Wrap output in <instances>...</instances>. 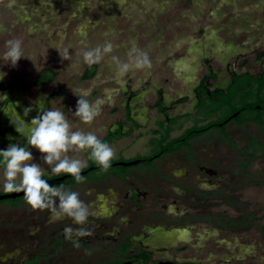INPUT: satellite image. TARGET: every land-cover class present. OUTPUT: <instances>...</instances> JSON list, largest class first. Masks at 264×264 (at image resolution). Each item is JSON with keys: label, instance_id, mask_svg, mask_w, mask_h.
Returning <instances> with one entry per match:
<instances>
[{"label": "flooded vegetation", "instance_id": "flooded-vegetation-1", "mask_svg": "<svg viewBox=\"0 0 264 264\" xmlns=\"http://www.w3.org/2000/svg\"><path fill=\"white\" fill-rule=\"evenodd\" d=\"M253 55L260 62L256 70L249 68ZM200 63V74L186 91L165 95L169 81L164 79L162 86L150 81L149 89L125 86L113 95L111 104L117 106L103 125L86 124L83 131L93 130L117 148L111 165L145 162L104 170L89 159V150L69 152L70 158L86 162L82 172L92 170L81 183L66 179L56 184L79 193L89 209L87 222L49 220V210L25 204L9 226L20 234L0 239V264H243V202L236 208L232 195L243 193V181L245 186L257 184L250 174L264 178V88L259 100L254 90L259 85L251 82L264 80V53L244 49L229 61L206 55ZM41 71L31 87L55 81L56 75L35 86ZM3 73L0 150L10 144L29 147L22 123L31 121L25 118L29 89L17 74ZM227 110L231 113L222 117ZM251 113L255 115L247 116ZM248 131L250 138L243 140ZM135 144L142 150L128 154ZM3 172L0 163V179ZM4 194L9 192L0 186ZM232 207L241 213L232 215ZM69 227L70 239L65 234ZM26 229L34 230L32 237L21 234ZM80 230L87 234L77 235ZM15 248V255H5Z\"/></svg>", "mask_w": 264, "mask_h": 264}, {"label": "rangeland", "instance_id": "rangeland-1", "mask_svg": "<svg viewBox=\"0 0 264 264\" xmlns=\"http://www.w3.org/2000/svg\"><path fill=\"white\" fill-rule=\"evenodd\" d=\"M14 38L22 40L24 57L14 67L2 61L0 70L17 74L29 89L25 106L31 111L25 112V118L36 117L42 106L61 110L73 130L91 124L100 128L111 107L117 106L111 104L113 95L125 86L149 89L150 81L162 86L168 79L165 95L186 91L196 82L206 55L224 62L244 49L264 53V0H0V56L6 51V41ZM106 45L112 51L100 62L84 61V51ZM133 49L146 53L151 67H133L121 75L119 65L130 62ZM258 61L256 55L250 57L249 68L256 70ZM90 65L96 66V72L83 80ZM42 69L54 71L55 81L31 87ZM59 89L58 94H50ZM82 92L88 93L84 98L92 103L102 101L100 114L87 125L74 115L79 99L75 93ZM230 113L227 110L222 117ZM250 136L246 132L243 140ZM139 150L142 145L135 144L126 152L133 155ZM31 151L45 180L63 175L52 174L41 154ZM251 177L257 184L245 186L243 181V193L232 195V203L239 208L243 202V264H264V178L258 173ZM4 180L1 177L2 187ZM60 185L65 186H53ZM7 203L30 208L24 197ZM236 208H231L232 215L241 213Z\"/></svg>", "mask_w": 264, "mask_h": 264}, {"label": "clouds", "instance_id": "clouds-1", "mask_svg": "<svg viewBox=\"0 0 264 264\" xmlns=\"http://www.w3.org/2000/svg\"><path fill=\"white\" fill-rule=\"evenodd\" d=\"M22 40L14 38L6 41V51L0 56V60L16 66L17 62L24 57L22 52ZM112 51L111 45L95 48L83 52L86 63H98L104 54ZM130 62L119 65L120 74L127 73L131 68H150L151 64L146 53H138L133 49L129 54ZM115 59V58H114ZM6 73L0 72V79ZM79 96L74 115L84 124H91L100 114V104L84 98L87 92L75 93ZM31 109H25L28 113ZM26 128L29 147L18 144H10L6 150H0V163L4 165L3 190L9 193H23L25 202L36 210H49L52 220H60L65 217L71 218L74 223L83 225L90 215L88 206L79 198V193L65 189L63 185L53 186L44 177V170L30 149H36L41 154L43 164L49 166L52 174H70L77 183L83 182L81 175L86 162L80 158H70L69 152H83L89 150V159L107 170L115 157V150L103 142L93 132L73 130L72 125L65 114L59 109H46L42 106L36 117L30 123L22 121ZM21 133V129L17 128ZM67 238L73 234L72 228H66ZM87 234L84 230L77 235ZM77 246H79L77 244Z\"/></svg>", "mask_w": 264, "mask_h": 264}, {"label": "crops", "instance_id": "crops-1", "mask_svg": "<svg viewBox=\"0 0 264 264\" xmlns=\"http://www.w3.org/2000/svg\"><path fill=\"white\" fill-rule=\"evenodd\" d=\"M24 205L25 204H21V203L20 204H17V203L16 204L4 203V204L0 205V211L2 212V214L5 211H7L3 215L0 214V239L2 237L7 236V235L17 236V235L20 234L19 231H17V230L13 231L15 229H13L12 227H9V226L13 225L14 222H16L18 220V218H19L18 212H20V207H22ZM48 218H49V220H51V215ZM33 233H34L33 229H30L26 233V236L32 237ZM21 234L25 235L23 232H21ZM1 248H4V247L2 246ZM17 252H18V249L15 248L12 251L6 253L5 255L7 257H12Z\"/></svg>", "mask_w": 264, "mask_h": 264}, {"label": "trees", "instance_id": "trees-1", "mask_svg": "<svg viewBox=\"0 0 264 264\" xmlns=\"http://www.w3.org/2000/svg\"><path fill=\"white\" fill-rule=\"evenodd\" d=\"M96 72V66L95 65H90L88 66V68L86 69V71L84 72L83 76H82V79L83 80H89L91 79L94 74ZM55 77V74L49 70H43L41 71L35 78L34 80V85L35 86H40V85H43V84H46L50 81H52ZM253 80V81H252ZM251 82L253 83H256L258 86V89L256 90V88L254 89L255 90V96L261 100V95L260 92L261 90L264 88V80L262 81H258L257 79H252ZM254 93H250V95H252ZM259 104V103H258ZM262 107L260 109V111H264V103L263 105L260 104ZM251 108V107H250Z\"/></svg>", "mask_w": 264, "mask_h": 264}, {"label": "water", "instance_id": "water-1", "mask_svg": "<svg viewBox=\"0 0 264 264\" xmlns=\"http://www.w3.org/2000/svg\"><path fill=\"white\" fill-rule=\"evenodd\" d=\"M144 162H145V160H136V161H132V162H128V163L112 164L110 167L115 166V165H120V166H123V167H130V166H136V165L144 163ZM91 170L92 169H89L87 171L81 172V175L84 176ZM66 179H74V177H72L70 174H68V175H64V176L59 177V178L48 179L47 181L51 185H54L56 183H59V182H62L64 180H66ZM22 197H24L23 193H9V194L0 195V201L15 200L17 198H22Z\"/></svg>", "mask_w": 264, "mask_h": 264}]
</instances>
